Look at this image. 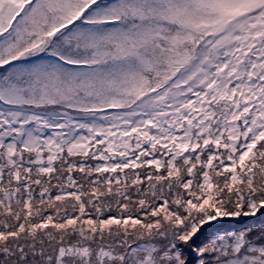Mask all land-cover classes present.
<instances>
[{
	"label": "snow or ice",
	"instance_id": "1",
	"mask_svg": "<svg viewBox=\"0 0 264 264\" xmlns=\"http://www.w3.org/2000/svg\"><path fill=\"white\" fill-rule=\"evenodd\" d=\"M0 264H264V0H0Z\"/></svg>",
	"mask_w": 264,
	"mask_h": 264
}]
</instances>
